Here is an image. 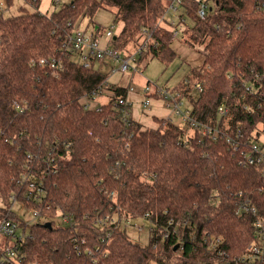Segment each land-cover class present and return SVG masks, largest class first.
Segmentation results:
<instances>
[{"label": "trees", "instance_id": "trees-1", "mask_svg": "<svg viewBox=\"0 0 264 264\" xmlns=\"http://www.w3.org/2000/svg\"><path fill=\"white\" fill-rule=\"evenodd\" d=\"M41 1L24 0L36 9ZM263 2L212 0L202 21L197 4L187 0L192 23L183 30L176 25L186 44L203 47L202 66L177 88L186 90L197 118L258 140L264 134ZM168 6V0H71L52 14L25 8L18 15L0 14V197L7 212L12 196L27 192L31 155L39 145L45 153L56 147L57 171L43 177L51 210L39 205L47 220L31 226L23 264H228L253 243L255 217L237 209L251 199L264 217L262 166H243L224 140L200 142L198 132L170 119L140 128L132 116L124 126L115 102L128 96L125 88L112 87L107 103L85 108L107 83L102 67L109 64L86 67L73 59L68 45L74 24L100 8L114 10L115 22L122 23L115 49L130 43L139 49L140 39L148 38L136 63L170 61L175 34L163 26ZM179 17L178 24L184 21ZM194 83L203 89L197 96ZM17 100L26 102L25 113L15 107ZM222 104L229 112L219 117ZM118 208L133 218L150 216L156 227L148 245L132 240L129 231L95 226L98 214L115 216ZM62 214L72 222L63 223ZM161 228L171 235L163 238ZM211 240L220 241L224 255L208 250ZM90 248L94 253L88 256Z\"/></svg>", "mask_w": 264, "mask_h": 264}, {"label": "built area", "instance_id": "built-area-1", "mask_svg": "<svg viewBox=\"0 0 264 264\" xmlns=\"http://www.w3.org/2000/svg\"><path fill=\"white\" fill-rule=\"evenodd\" d=\"M197 4L195 13L197 17L205 21L208 17L210 10H212V0H193ZM169 6L163 17L165 19L168 12L177 13L180 8L185 9V3L187 0H168ZM259 9H264V2L260 3ZM180 20V19H179ZM173 27L175 37L181 35V29L176 28L178 23L172 20L170 23ZM70 25H72L70 23ZM107 37L113 36V31L109 30L106 32ZM68 49L77 54L80 58V63L84 64L86 67H90L93 63H102L106 61L107 58L111 60L113 65L112 72H122L125 73L131 69L134 72H139L137 67H133L132 64L136 63L139 55L142 54L144 47L139 48L134 53L124 55L121 50L115 48H103L96 36L86 35L83 31L73 27L71 31V36L69 40ZM50 64L52 68H55V62H48L46 60H40V65ZM117 67H116V66ZM194 91L198 94L203 91L201 84H193ZM134 90L130 88L129 92ZM246 91L252 93L253 89L251 86H246ZM144 93L149 97H157L162 104L171 109L173 114L180 117L185 124L189 127V131L195 134L198 132L199 141L209 140L211 142H219L224 140L230 148H232L239 155L240 162L243 166H262L264 171V139L262 136L261 141L254 137H246V135L241 130L236 131H225L218 126L210 125L206 122L199 120L194 113L193 103L192 107H188L187 99L188 94L186 90L183 89H169V88H158L153 92L149 85L145 88ZM98 92H94L92 95L96 98ZM260 96H264L261 92ZM26 102L17 100L15 107L19 113H25ZM150 104V99L145 101V106ZM115 107L118 109V119L122 122L124 126L131 124L133 116V102L129 97H119L115 102ZM86 109H90L91 106L85 105ZM245 109H250V106H245ZM218 115L226 116L229 112V108L222 104L218 108ZM38 150L31 155L32 164L27 165V172L25 175V185L27 186V192L22 196L13 195L11 198L12 205L8 209L6 216L0 222V235L5 239H9L8 243H0V264H23L24 254L23 247L26 244L28 238H31V226L34 223L26 222L21 219L19 212L14 211V204H19L21 210L29 209L31 213L38 218L37 223H43L47 218L46 214H43L39 205H44L46 211L51 210L50 204L46 201L47 198V186L45 179L43 178L45 174H50V172L55 173L57 171L55 167L56 157L55 149L56 147L47 148L48 153H45V147L39 145ZM113 194H111V197ZM216 199L219 196L216 195ZM119 209V208H118ZM114 212L115 209L113 208ZM120 210V209H119ZM19 218L20 222L14 221L11 215ZM238 215L252 214L255 217V236L253 243L248 247L247 252L244 255L235 257L233 260L228 261V264H264V217L260 216L257 206L251 199H246L241 202L239 208L237 209ZM63 223L70 224L72 222V216L69 214H62ZM47 220V219H46ZM50 220H48V223ZM147 221L150 223L151 227L149 229L150 235L152 237L154 233L155 223L152 221L150 216L146 214L143 217L133 218L127 213L120 210V212L113 216L112 214H98L95 220V226L101 230H106L112 227V229L126 230V231H138L144 230V225H140L139 222ZM47 224V223H46ZM173 223L170 222V225ZM30 228V232L27 233V228ZM23 230L21 235L17 232L19 229ZM160 233L163 238H168L171 235V231L168 228L160 229ZM173 234L177 233V229L174 228ZM107 237L110 238L111 234L107 231ZM13 240L12 242H10ZM104 242V240H103ZM218 241L211 240L208 243V250L212 253L218 251L219 255H224L223 250L218 249ZM101 246L96 247L97 251H101ZM93 249H88V256L93 255Z\"/></svg>", "mask_w": 264, "mask_h": 264}, {"label": "rangeland", "instance_id": "rangeland-1", "mask_svg": "<svg viewBox=\"0 0 264 264\" xmlns=\"http://www.w3.org/2000/svg\"><path fill=\"white\" fill-rule=\"evenodd\" d=\"M71 0H42L39 4V7L36 9L24 2V0H13L9 5L7 0H0V14L4 16L18 15L20 14L21 8H25L28 11L38 10L43 14H52L57 11L59 8L68 4ZM184 15V21L178 26L183 30L184 25H191L192 21L187 14H185V9L180 8L177 13L168 12L163 22V26L171 29L170 23L172 20L179 22L180 15ZM163 20V19H162ZM74 27L83 31L86 35L90 36L96 34L101 47L106 48H115L113 38L117 37L122 29L121 22H115V11L98 9L96 13L91 17H83L78 20ZM99 29V31H98ZM112 30L113 36L107 37L106 32ZM98 31V32H97ZM146 39H140L137 43L138 46L146 47ZM141 47V48H142ZM171 47L175 52V56L170 61H164L161 59H150L137 64L133 63V67H139V72H134L133 69L122 73V72H111V68L114 65L109 58L106 59V62L109 64L102 67V72L108 75L107 83L103 86L102 90L97 94L96 98L90 101H85L86 104L92 107H98L102 104H105L109 101L110 97L114 95L112 87H121L129 90L132 88L134 91L129 92V99L133 102V118L136 124L140 128H151L157 127L156 118L159 119H170L174 124L180 128L187 129L185 122L171 111V109L165 107L162 102L157 97L149 98L145 93V88L147 85L150 86L151 90L154 92L156 87L158 88H169L171 90L177 89L187 77L191 75L192 70L198 69L202 66L204 62V52L203 47L200 45L189 46L186 44L182 35L174 38ZM137 48L135 44L130 43L126 46L125 49H119L124 55L129 53H134ZM73 59L80 61V58L77 54L73 56ZM139 59V57H138ZM116 66V65H115ZM96 68L100 67V64L95 66ZM117 67V66H116ZM194 95L196 92H193ZM150 99V104L145 106V101ZM162 104V106H160ZM188 106H192L190 99H187ZM264 139V135L262 136ZM262 139V141H263ZM261 138L259 139V142ZM261 141V142H262ZM6 205L3 203L0 197V222L6 216ZM14 211L19 212L21 219L26 222H31L36 224L38 218H36L29 209L21 210L19 204H14ZM140 225H144V230L141 232L130 231L129 235L132 240L140 243L142 246H146L150 242V232L151 227L150 223L147 221L139 222ZM27 233L30 232L28 227L26 230ZM23 230L20 228L17 232L18 235H21ZM5 238L0 235V243H5ZM11 240L10 242H12Z\"/></svg>", "mask_w": 264, "mask_h": 264}, {"label": "crops", "instance_id": "crops-1", "mask_svg": "<svg viewBox=\"0 0 264 264\" xmlns=\"http://www.w3.org/2000/svg\"><path fill=\"white\" fill-rule=\"evenodd\" d=\"M92 35H93V36H96V34H93V33H92ZM96 37H97V36H96ZM128 97H129V96H128ZM160 106H162V104H160ZM188 107H192V106H188Z\"/></svg>", "mask_w": 264, "mask_h": 264}, {"label": "water", "instance_id": "water-1", "mask_svg": "<svg viewBox=\"0 0 264 264\" xmlns=\"http://www.w3.org/2000/svg\"><path fill=\"white\" fill-rule=\"evenodd\" d=\"M179 248V246H177L175 249H178Z\"/></svg>", "mask_w": 264, "mask_h": 264}]
</instances>
